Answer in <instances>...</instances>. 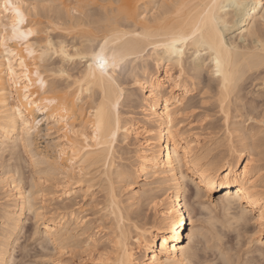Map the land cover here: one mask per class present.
<instances>
[{
	"label": "bare ground",
	"instance_id": "obj_1",
	"mask_svg": "<svg viewBox=\"0 0 264 264\" xmlns=\"http://www.w3.org/2000/svg\"><path fill=\"white\" fill-rule=\"evenodd\" d=\"M247 1L239 14L230 7L218 11L223 22L219 29L210 22L202 26V39L209 47L185 46L183 55H173L166 49L148 51L115 78L118 88L107 81L102 86L88 81L82 91L78 80L83 81L84 77L76 72L72 81H63L59 93L54 94L44 88L54 72L59 79L58 70L65 55L76 56L77 49L91 47L89 41L117 33L134 55L144 44L135 32L162 37L176 28L187 30L207 11L204 6L212 0H13L22 5L25 15L22 30L31 27L38 35L27 41V48L10 42L9 53H16L15 56L5 55L0 48V264L10 263L25 211L32 212L35 224L42 220L41 232L56 251V256L46 261L50 264H201L200 249L193 246L195 220L191 211L196 203L203 209L221 207L224 219L220 223L225 225L215 227L218 235L234 232L237 239L245 229L253 227L256 237L252 240L264 260V178L259 176L261 169L252 164L248 146L238 140L239 146L235 145L231 138L246 135L247 130L240 122L232 123L231 128L228 125L232 108L238 111L242 104V82L250 72H264V34L256 26L264 14V0ZM218 2L228 5L229 0ZM260 7L263 13L257 16L255 12ZM40 11L49 18L44 27L40 20L31 18ZM236 15L241 18L237 27L240 37L250 38V43L240 45L223 36V30L236 26L232 24ZM14 19V12L5 11L4 0H0V39L4 38L5 27L11 36ZM224 24L228 27L224 28ZM50 28L59 31L55 40L47 33ZM203 51L211 63L210 72L216 75L215 61L220 59L229 81H237L234 86L225 83L224 75H216L214 87L201 83L200 65H186V60ZM54 54L58 61L48 62ZM9 59L13 60L19 88L11 82L14 77L9 71ZM20 60L25 61L32 74L28 101L24 100L26 82ZM36 68L41 69L40 75L45 79L43 87L34 75ZM83 71H87L86 65ZM126 71L142 93L138 100L142 115L138 121L120 111V107H131L138 99L122 86ZM197 84H202L201 89H214L219 111L228 122V141H234L228 143L227 154L216 161L203 160L202 152L192 146L197 147L199 141L187 140L176 122L178 113L186 108L185 96ZM49 100L57 102L46 103ZM120 136L122 140L129 136L137 140L132 167L116 163ZM5 153L8 158H4ZM21 160L30 167L28 189ZM74 179L86 182L87 188L97 181L106 191V209L114 220L108 246L98 248L97 239L90 234L81 244L79 238L86 234L89 225L77 215L73 205L62 206L57 220L44 219L50 199L75 191L71 184ZM117 181L125 182L127 205L117 195ZM160 188L164 189L161 198L150 194ZM140 202L152 206L155 213L148 214L144 207L133 209ZM241 217V223L233 227ZM17 246L21 254L16 264H22L24 246Z\"/></svg>",
	"mask_w": 264,
	"mask_h": 264
},
{
	"label": "rangeland",
	"instance_id": "obj_2",
	"mask_svg": "<svg viewBox=\"0 0 264 264\" xmlns=\"http://www.w3.org/2000/svg\"><path fill=\"white\" fill-rule=\"evenodd\" d=\"M246 4H248V1ZM255 13L257 16L262 14L263 7H260ZM31 18L34 20H40L42 27L47 25L49 20L44 11H40L36 17ZM240 20V16L236 15L232 22V24H236V26L223 30V36L227 41H235L237 44L242 45L250 43L251 40L247 37H240V29L237 28L239 27ZM256 26L258 31L261 34H264V25L260 23V18H258ZM53 28H50L52 30L47 29V33L55 40L59 31L57 32V30H53ZM43 35L45 34H42L41 36ZM54 61H58L56 54L52 55L48 60V62ZM187 63H197L200 65L201 83H208L213 87L216 86V75L210 72L211 63L204 51L199 55L190 56L189 59L186 60V65ZM171 68L172 71L176 70L175 65H172ZM126 72H124L125 76L122 79V86L125 90L133 91L138 99L131 107L127 105L120 107V111L126 116L130 114L128 118L132 121H138L142 115L140 103L138 101L142 93L132 83L131 76ZM241 85L242 104L238 106V111L232 108V113L228 120L230 124L228 125L231 128L233 127L232 123L240 122L241 126H243L242 128L247 131L246 135L237 137L238 139L236 137L231 138L235 140V145L239 146V143L236 141L238 140V142H243L248 146L251 153L250 157L252 159V164L261 169L259 176L261 175L264 178V125L260 123L261 120H264V72L259 74L257 72H250ZM196 86V89L185 96L184 101L186 103V108L178 113L176 119V122H178L177 126L183 131V136L187 140H195L196 138V140L199 141L197 147L194 144L192 146H194L195 151L202 152L203 160L216 161L219 157L227 154L228 143L232 140L228 141V122L226 123L223 114L219 111L214 89H201L202 84H197ZM164 91L167 93L168 88L165 87ZM136 147L137 140L133 136H129L125 140H122V137L120 136L116 142L118 156L116 163H123L128 167H132L135 164L134 153ZM6 154L7 153H5L4 156H6ZM22 155L24 156L23 152ZM4 158H8V156ZM10 162L14 163L13 160H10ZM20 163L22 165V171L26 177L27 184L25 187L28 189L31 174L30 167L26 165L25 160H21ZM56 181L59 182V178ZM72 183L75 189L72 194H68L67 196L63 194L60 195V197L49 200V204L45 206L46 214L44 219L54 218L57 220L58 214L63 212V210H61L63 209L61 208L62 206L73 205L77 210V215L87 220L89 225V230L86 234H82L79 238L83 241L81 244L84 243L87 234H90L97 239L98 248L108 246L113 236L112 229L114 230V225H112V215H110L106 209V191L101 187L100 183H97V181H92L91 183L93 185L90 188H87L88 184L86 182L78 183L76 182V179L71 180V184ZM115 183L117 195L122 200L123 205H127L126 197L128 192L125 188V182L117 181ZM80 186L82 189H78ZM163 193L164 189L160 188L153 190L150 194H154L161 198ZM2 202L3 199L0 195V205ZM39 204L40 203H38V205ZM193 206L195 208L194 211H191V216L195 220L193 246L195 249L198 248V251L200 249L199 253L202 259L201 264H264V260L261 259L260 256L261 251L256 249L258 245L254 244L252 240L256 237L253 227L245 229L242 232V236L237 239L235 235H233L235 234L234 232L229 233L232 235H218L219 232L216 233L218 231L216 228H220L221 225L224 227L225 225L220 223V220L223 221L224 219L221 207L218 205H211L208 209H203L197 203L193 204ZM140 207H144L145 211L150 215L155 213L152 206H146L145 203L141 204V202L137 206H134L133 209H138ZM210 219L215 224H213ZM211 223L213 225H211ZM42 227V220H39L38 223L35 224L32 212L25 211L22 229L17 234L18 239L14 242L13 247L15 248L13 253H11L9 264H13V261L17 263L20 259L18 254H21V251L18 250V244L24 246L23 254L25 256L21 260L22 264H50L46 261L54 258L56 256V251L53 244L44 238L41 232L43 230ZM217 235L219 236V240Z\"/></svg>",
	"mask_w": 264,
	"mask_h": 264
},
{
	"label": "snow or ice",
	"instance_id": "obj_3",
	"mask_svg": "<svg viewBox=\"0 0 264 264\" xmlns=\"http://www.w3.org/2000/svg\"><path fill=\"white\" fill-rule=\"evenodd\" d=\"M247 6L245 0H229L228 5L218 2V0H212L210 4L205 5L207 11L204 12L198 20L192 22L187 30L184 28H176L170 30L169 33L162 37L154 36L150 32H145L143 36H141L140 32H135L134 35L137 36L140 40L144 42V44L140 45L141 51L136 54H130V48L128 46L127 41L119 40L118 33L113 34L110 37H104L102 39H97L95 41H89L91 45L90 48H82L77 49L76 56H66L64 57V62L62 63L60 69L58 70V77L56 78L57 73L52 74V78L48 81V86L44 88V91L52 90L54 94H58L60 91V87L63 81H72V76L76 72H80L84 77L83 81H79L81 84V90L83 91V84L88 81H95L98 86H102L105 81L111 83L112 85L119 87L116 85L115 78L118 77L129 64H134L136 61L140 60L144 53L148 51H152L155 49H166L169 53L176 55H183L185 51V46H196V47H209L202 39V26L207 23H212L219 29L220 25L223 23L218 16V11H222L225 7H230L239 14L245 7ZM22 5L14 4L13 0H4V10L8 12H14L15 19L11 22L10 31L11 36H8L7 33L9 31L8 27L3 29L4 38L0 39V48L5 50V55L15 56L16 53H9V43L16 42L24 44L27 48V41L38 35L33 28L29 27L26 31L22 30V25L25 22V15L21 10ZM253 24L256 22L253 21ZM260 23L264 25V16L260 17ZM224 28H227L228 25L224 24ZM219 35V33H217ZM222 43V41H221ZM146 45V46H145ZM49 48L52 47L51 42L48 45ZM261 47H264V41L261 42ZM62 51V49H61ZM199 55V53H197ZM31 55V53H30ZM60 55L59 53L57 54ZM219 55V53H217ZM43 61V55H42ZM74 62V63H73ZM216 75L219 77L221 75L225 76V83L231 85H235L237 81L235 79L229 81L228 76L223 72V66L221 64L220 59H216ZM20 68L22 70V79L26 82L24 86V100L28 101V86L32 84V80L30 79V72L25 64L24 60L19 61ZM83 65H86L87 71H83ZM9 71L11 72L14 79H12V84L17 88L20 87L19 84L16 83L15 77L17 76L16 69L13 67V60H8ZM41 69L36 68L34 75L37 78V83L42 87L45 85V79L40 75ZM91 87V85H90ZM69 92L72 89H68ZM56 100H49L46 103H56ZM19 111V109H17ZM97 112H100V109H97ZM171 120V117H169ZM37 123H39L37 121ZM260 123L264 125V120H261ZM28 128V125H25ZM97 128H100V125H97ZM113 138L115 137V133L112 134ZM95 133H93V139H95ZM113 195V200H115V193ZM264 217V213L261 214ZM241 219H237L234 221L233 227L238 226L241 223ZM35 238V234H34ZM13 264H16L13 261Z\"/></svg>",
	"mask_w": 264,
	"mask_h": 264
}]
</instances>
